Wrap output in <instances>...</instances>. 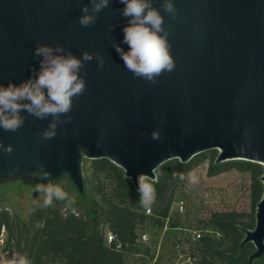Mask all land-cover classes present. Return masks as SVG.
Returning a JSON list of instances; mask_svg holds the SVG:
<instances>
[{
    "label": "water",
    "instance_id": "water-1",
    "mask_svg": "<svg viewBox=\"0 0 264 264\" xmlns=\"http://www.w3.org/2000/svg\"><path fill=\"white\" fill-rule=\"evenodd\" d=\"M173 3L175 18L163 12L162 0H153L175 62L153 83L134 77L113 47L115 42L127 51L119 0H110L87 28L78 18L90 0H0V84H19L38 69V44H59L77 57L98 52L105 60L103 67L95 58L85 62V90L54 139L41 135L51 117L22 112L25 123L16 132L0 128V142L12 146L10 154L0 149V179L28 174L54 182L67 176L83 192V157L106 158L137 189L138 175L155 179L164 162H186L211 149L219 150L216 162L264 166V0ZM154 131L160 140L152 139ZM260 179L264 184V173ZM255 219L242 240L255 246L249 262L264 254V191Z\"/></svg>",
    "mask_w": 264,
    "mask_h": 264
},
{
    "label": "trees",
    "instance_id": "trees-1",
    "mask_svg": "<svg viewBox=\"0 0 264 264\" xmlns=\"http://www.w3.org/2000/svg\"><path fill=\"white\" fill-rule=\"evenodd\" d=\"M216 152V149H211L186 162L170 159L156 169L155 179L145 178L155 187V200L150 205L152 214L145 212L139 192L120 166L106 158L92 159L87 175L93 182L97 199L86 206L85 211L77 212L60 206L36 208L27 222L20 223L7 208H1L0 232L5 226L8 230L7 247L12 252L27 254L32 264H125V254L135 249L139 231L146 225L150 228L164 225L182 176H188L208 159V175L232 168L250 174L252 211L217 210L199 220L203 228L214 233L207 232L198 240V263L264 264V254L249 262L255 246L250 241L242 242L245 231L255 228L254 212L264 191L260 179L264 166L238 159L216 162ZM102 174L112 179L109 191L104 190ZM180 222V218L174 215L169 224L177 226ZM108 231L124 243L126 251L116 250L106 242Z\"/></svg>",
    "mask_w": 264,
    "mask_h": 264
},
{
    "label": "clouds",
    "instance_id": "clouds-1",
    "mask_svg": "<svg viewBox=\"0 0 264 264\" xmlns=\"http://www.w3.org/2000/svg\"><path fill=\"white\" fill-rule=\"evenodd\" d=\"M109 3L110 0H90V7L86 4L81 8L79 24L85 28L93 25L97 15L107 8ZM119 3L124 5L121 15L127 18V23L122 28L121 42L127 45V51L115 42L113 47L134 77L155 83L156 77L175 68L167 40L169 33L163 27L164 16L160 8L154 6L153 0H119ZM161 8L164 13L175 18L176 8L173 0H162ZM34 56L39 58V67L28 79L19 84H0V128L6 132H16L25 123L22 112L40 120L51 117L41 134L44 140H51L56 137L58 127L70 121L67 114L72 110L74 98L82 95L85 90L86 82L81 75L85 62H91L95 58L98 66L103 67L105 60L98 52L90 51H84L77 57L59 44H38L34 49ZM151 137L153 140L161 139L158 131H154ZM0 149L9 154L12 152V146H4L2 142ZM84 152L86 149L83 146L78 148L79 154ZM188 175L195 183V175ZM43 176L50 177V173L44 172ZM137 184L141 205L150 207L155 200V187L148 183L142 174L137 176ZM38 188L45 193L46 206H51L54 200L73 202V198L63 188L51 181L48 185ZM0 264H32V261L27 254L16 252L11 257L0 256Z\"/></svg>",
    "mask_w": 264,
    "mask_h": 264
},
{
    "label": "rangeland",
    "instance_id": "rangeland-1",
    "mask_svg": "<svg viewBox=\"0 0 264 264\" xmlns=\"http://www.w3.org/2000/svg\"><path fill=\"white\" fill-rule=\"evenodd\" d=\"M216 151L218 155L219 150L216 149ZM91 160V158L83 157L81 163L84 193L81 194L72 180L65 176L52 183L63 188L73 198V202L54 200L51 206H60L62 209L82 212L85 211L86 206L92 204L94 199H97L93 182L87 175ZM208 167L209 160L206 159L192 172L196 177L195 183L192 182L189 175L181 178L178 182L175 197H185L189 205L185 226H190L191 228L201 226L199 220L208 217L212 211H252L250 174L232 168L216 175H208ZM101 181L104 184V190L109 191L112 187L111 177L102 174ZM49 183L39 176L28 174L0 179V209L7 208L20 223L27 222L34 209L48 207L44 204L45 193L39 190L38 186H46ZM142 230L149 233L151 238L150 250L144 253L147 246L146 243L141 244L139 249L135 247L134 250L125 254V264H147V257H151L159 247V244L162 245L163 249L165 246L170 247L169 245L174 241V238H172L174 234L182 238L185 233L182 230H169V232L167 231L169 236L167 238L164 236V239H160L161 232L159 230L150 228L147 225ZM7 238L8 230L6 229L5 240ZM160 240L163 242H160ZM52 264L60 263L53 262Z\"/></svg>",
    "mask_w": 264,
    "mask_h": 264
},
{
    "label": "built area",
    "instance_id": "built-area-1",
    "mask_svg": "<svg viewBox=\"0 0 264 264\" xmlns=\"http://www.w3.org/2000/svg\"><path fill=\"white\" fill-rule=\"evenodd\" d=\"M188 201L185 197L179 196L174 197L171 202L170 210L168 215L164 218L165 222L161 228H153L159 230L161 232L160 239L167 238L169 230H182L184 231L183 237H179V235H173L174 238L172 243L169 245L170 247H161L159 244L157 250L148 258L147 264H199L198 263V254L196 247L198 246V240L207 232L211 234L214 233L213 230L203 228V226H199L197 228H191L190 226H185L186 217L189 211ZM145 212L148 214H152V208L147 207ZM174 215H177L181 222L177 224V226H170L169 221L172 219ZM181 231V232H182ZM5 232L6 227L2 226L0 232V256L11 257L13 253L10 248L6 245L5 240ZM150 236L147 231L140 230L138 233V237L136 238L134 245L136 249L141 247V244H147L145 248V252L150 250ZM106 242L108 244H112L116 250L126 251L124 243L112 232L106 233ZM160 242H163L160 240ZM128 252V251H127ZM126 252V253H127ZM144 255V254H143Z\"/></svg>",
    "mask_w": 264,
    "mask_h": 264
}]
</instances>
